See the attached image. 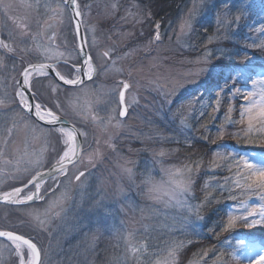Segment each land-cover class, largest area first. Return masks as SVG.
I'll return each instance as SVG.
<instances>
[{
	"label": "rangeland",
	"instance_id": "1",
	"mask_svg": "<svg viewBox=\"0 0 264 264\" xmlns=\"http://www.w3.org/2000/svg\"><path fill=\"white\" fill-rule=\"evenodd\" d=\"M77 1L95 76L79 88L58 86L55 92L53 79L33 75L31 82L40 98L36 102L43 101L79 130L81 156L63 176L42 185L43 199L20 207L0 205V230L30 238L40 251V264H247L237 238L264 239V224L246 225L240 217L264 205V188L242 165L238 169L237 161L243 157L264 165V132L259 130L264 118L258 106L246 111L250 101L244 98L252 92L250 100L258 105L264 91V0ZM157 24L159 41L154 39ZM243 29L248 49L230 50L229 36ZM0 40L12 49L0 47L4 193L50 167L68 147L64 133L42 127L24 113L16 96L22 69L58 63L61 73L73 78L79 74L73 67H79V58L70 15L60 0H0ZM232 44H238L237 38ZM221 52L232 55L220 59ZM123 82L130 87L125 93L128 113L121 119ZM236 88L240 93L233 95ZM220 89L219 111H213ZM125 168L132 169L131 177ZM186 168L193 170L187 173ZM176 169L181 171L174 178L191 179L190 191L177 197L183 205L150 193L152 185L145 182L151 177L171 189L169 174ZM80 172L84 175L76 180ZM221 194L234 201L228 217L237 222L229 231L239 235L228 232L214 246L199 244L185 254L187 240L199 234L209 203L205 197L211 201ZM197 205H203L202 219L189 210ZM253 218L259 216L249 220ZM181 242L184 246L175 251ZM22 249L29 264V252ZM19 263L12 244L0 241V264Z\"/></svg>",
	"mask_w": 264,
	"mask_h": 264
},
{
	"label": "snow or ice",
	"instance_id": "2",
	"mask_svg": "<svg viewBox=\"0 0 264 264\" xmlns=\"http://www.w3.org/2000/svg\"><path fill=\"white\" fill-rule=\"evenodd\" d=\"M37 2L39 3V0H37ZM65 2L70 3L71 5L75 6L77 16L81 14L79 11V5L76 3V0H65ZM235 20L238 21L239 17L237 16ZM159 27L160 25L157 24L156 25L157 31L154 37L156 41L160 40ZM189 27H190V24H189ZM0 47L7 49L8 51H12L9 45L4 43L2 40H0ZM260 47L264 48V44H261ZM81 51H83V49H81ZM85 55H87V53H85ZM103 55L108 56L109 52L105 51ZM208 55L211 56V53H209ZM231 55H232L231 53L221 52L219 58L223 59L225 56H231ZM83 64L86 65L87 68L89 69V71L84 73V75H86L87 78L91 80L92 75H93L92 57L88 56V58L83 61ZM73 67L75 68L76 73H79L81 71V69L78 67H75V65H73ZM50 71L54 72L55 77H58L59 80L63 81L65 85H79L83 83V81L79 78V76L68 78V75L62 74L61 71L58 70L55 64H43L42 63V64H39L38 66L30 65L28 68H25L23 70V81L22 83L18 82L17 84L19 91L16 92V96L19 97V104L23 107V109L27 110L29 114L34 115L36 118H38L39 121H44L46 124L55 126L59 122L60 117H58L56 113L52 111L50 108H47L44 105L43 101L35 102V101H38L40 98L38 95L35 94V92L32 91L36 87V85L33 84L30 79L31 74L33 72H38L41 76H44L51 81L53 77L49 75ZM201 71L210 72L211 69H202ZM58 86L59 85H53L52 91L55 92ZM234 86L235 85L233 84V87ZM129 87L130 85L127 82H123V90L119 91V105H120V110L118 113L119 117H125L128 113V107L125 105V91ZM224 87L228 88L227 80H225ZM223 91L224 89H220V91L216 93V97H217L216 107L213 109V111H219V104H220L219 97H220L221 92ZM26 93H29V95H26ZM238 93H240V89L236 88L233 95H236ZM253 95L254 94L252 92H249L244 96L245 100L250 101V106L246 111L251 112L252 108L258 106L259 107L258 114L260 117L264 118V91H262L260 94V101L258 105L255 102H252L250 100V98ZM3 103H5V101L0 100V104H3ZM56 107H59V105L57 104ZM231 112H232V107L229 106L228 113L226 114V119L230 118ZM244 116H245V112H241V122L243 121ZM252 119L253 117L251 116L248 117V120H249V126L247 129L248 133H251L253 131ZM230 122H234V121H230ZM259 123H260L259 130L261 132H264V119H261ZM116 126L119 127V123ZM56 130L57 129L55 128L53 129V131H56ZM58 131L60 133H66V130L62 127L59 128ZM66 134L69 136V140L65 141L68 147L63 151V155H61L59 160L56 161V164L52 166V171L58 172L61 174L66 172L67 170L66 165L68 163H74V157L77 156L75 135H73L72 133H66ZM224 134H225V131H224V126L222 124L220 129L218 130V135L220 138H222ZM203 138L205 140L208 139L207 136ZM212 142L215 143L214 140ZM109 146L114 147L112 145H109ZM219 147L220 146H218V148ZM159 154L163 156L164 152L161 151ZM232 159L235 160V157L233 156ZM91 160L92 158L90 156L89 157L90 163H91ZM237 165H238V169H239V166L241 165L243 166L244 169H247L250 176L258 177L260 181L258 186L261 188H264V165H259V166L254 165L250 163L247 158H243V157L239 161H237ZM192 170H193L192 168H186L184 171L187 173H191ZM124 171H126L129 174V177H131L133 174L131 168H125ZM180 171H181L180 169H176L175 172H170L169 174L170 183L171 185H173L171 189H165L163 188L162 185L153 183L151 177L146 178L145 182L152 185L151 188L149 189V192L154 193V194L163 193L165 195H168L171 199H175L178 205H183L184 201L178 199L177 197L178 195H184L188 191H190L191 179L190 177L186 179L174 178L177 173H180ZM237 174L239 175V170ZM83 175H84V172H80L79 175L75 176V179L80 180V177ZM44 183H45L44 174L38 172L35 176H33L30 180H28V182L24 184L23 187H16L11 192H4L3 194H0V200H4V201H7L13 204H21L25 202H32L34 200H41L44 198L41 194V187ZM29 185H31L32 188L27 193H24V190L29 188ZM248 187H251V185H248ZM153 198H158V195L154 196ZM205 202H209L207 196L205 197ZM202 206L203 205H197V206L191 207L189 210L195 212V214L199 217L200 208ZM255 216H259V219L253 218L249 220V217H255ZM199 218L202 219V217H199ZM240 219L246 225L255 226L257 224H264V205L253 207L252 210L248 212L246 216H241ZM236 222H237L236 217L229 216L227 219V222L221 225V230L228 231V230L233 229L236 226ZM0 237H6L8 240L13 241L14 243L23 241V243L27 245L28 249L30 250V255L32 257L30 264H36V262L39 260L40 253L37 250V246L36 244L32 243L30 240L24 239V237L20 235H14L13 232L11 231H0ZM183 246L184 245L181 242L178 245V247L175 249V251H178L179 248ZM17 247L19 248L18 243H17ZM236 247L241 250V253H240L241 256L247 257V264H264V239H261L259 241L250 242L246 239L240 238L237 241ZM131 251L135 253L138 251V249H136L133 246L131 248ZM170 255H174V252L170 253ZM207 255H208V252L204 251L203 256L206 257ZM236 258L238 259L239 257H236ZM216 261L217 262L220 261L219 256L216 257ZM21 264H23V261L21 262ZM117 264H120L119 260L117 261Z\"/></svg>",
	"mask_w": 264,
	"mask_h": 264
},
{
	"label": "water",
	"instance_id": "3",
	"mask_svg": "<svg viewBox=\"0 0 264 264\" xmlns=\"http://www.w3.org/2000/svg\"><path fill=\"white\" fill-rule=\"evenodd\" d=\"M62 2V4L67 8V10L69 11V14H70V18H71V23H72V28H73V32H74V35H75V39H76V45H77V53H78V58H79V67L81 69V71L79 72V78L83 81V83L79 84V85H65L63 83V81H60L58 77H55V73L54 72H51L49 73V75L51 77H53V80L54 82L63 87V88H67V89H74V88H78V87H81L82 85H84L85 83H87L88 81H90L86 75H84V73L88 72L89 69L87 68L86 65L83 64V61L85 59L88 58V56H90L89 54V50H88V47H87V44H86V39H85V35H84V29H83V24H82V16L81 14L79 16L76 15V8L75 6L71 5L70 3H66L65 0H60ZM76 3L78 4V1L76 0ZM79 5V4H78ZM79 11L81 13V10L79 8ZM81 49H83V51H81ZM85 53H87V55H85ZM42 64V63H41ZM43 64H47V63H43ZM31 65H39V64H31ZM30 65L26 66L25 68H28ZM24 68V69H25ZM23 69V70H24ZM23 70L21 71L20 75H19V79H18V82L19 83H22L23 81ZM34 73H38V72H33L32 74ZM92 73H95V66L92 62ZM31 74V75H32ZM92 77H94V75H92ZM31 78V77H30ZM123 90V89H122ZM19 91V89H18ZM26 95H29V93H26ZM23 108V107H22ZM23 111L31 118L33 119L36 123H38L39 125L43 126V127H46V128H55V129H59V128H64L66 130V133H72L73 135H75V142H76V148H77V156L74 157V163H68L66 165V169L68 170L69 167H71L73 164H75L80 156H81V153H82V150H83V139H82V135L80 134L79 130L71 123L69 122L68 120H66L65 118H62L60 117V120L59 122L57 123V125L53 126V125H49V124H46L44 121H39L38 118H36L34 115H31L27 112V110L23 109ZM121 118H124V117H121ZM56 163H54L53 165H55ZM51 165L50 167H48L46 170H43L39 173H42L44 174V180L47 181L48 179L56 176V175H60L61 173H58V172H54L52 171V166ZM66 170V172H67ZM65 172V173H66ZM63 173V174H65ZM35 176V175H34ZM27 183V182H26ZM25 183V184H26ZM24 185L20 186V187H23ZM32 187L31 185H29V188ZM27 188V189H29ZM25 189L24 192L27 190ZM12 191V190H11ZM11 191H8V192H11ZM3 194V193H2ZM34 201L32 202H25V203H21V204H13V203H10V202H7V201H4V200H0V204H3V205H9V206H25V205H29V204H32L34 203ZM14 235H18V234H15L13 233ZM1 240H5V241H8L10 243H14L13 241L11 240H8L6 237H0ZM24 239H27L24 237ZM29 240V239H27ZM31 241V240H30ZM32 242V241H31ZM19 244L21 246H24L28 249V246L25 245L23 243V241H19V242H16V244ZM33 243V242H32ZM38 250V249H37ZM29 253H30V250L28 249ZM39 251V250H38ZM32 260V257L30 255V261ZM40 262V256H39V260L36 262V264H39Z\"/></svg>",
	"mask_w": 264,
	"mask_h": 264
},
{
	"label": "trees",
	"instance_id": "4",
	"mask_svg": "<svg viewBox=\"0 0 264 264\" xmlns=\"http://www.w3.org/2000/svg\"><path fill=\"white\" fill-rule=\"evenodd\" d=\"M160 2H166L169 3L172 0H158ZM175 1V0H173ZM162 14H156V18L161 17ZM200 31L198 30V34L200 35ZM250 34V33H249ZM233 36H229V40L231 39V44H230V50H243V53L248 49L246 43L249 41L246 37L245 30L243 29L242 31H240L238 34H232ZM201 37V36H200ZM231 37V38H230ZM202 38V37H201ZM237 38V43L236 45L232 44V42H235V39ZM232 46H236L234 49H232ZM238 46H241L239 49ZM238 49V50H237ZM212 80H218V77L212 78ZM193 145V144H192ZM199 145H201L200 149H204V144L203 143H199ZM194 147V145L192 146ZM193 149V148H190ZM199 182L196 185V189H195V193L198 197H196L197 199L201 198V192L200 190L198 191L199 188ZM235 200V199H234ZM228 197H226L225 195H218L214 198L211 199V201H209V203L206 205L207 207H205L203 209V213H202V217H203V221L199 230V234L198 235H192L191 239L187 240V243L185 244V246L182 248L184 250L185 254H189L191 252V250H193L195 247H197L199 244H202V246H206V247H211L214 246L215 243L220 242V240L227 235V233L229 232V234L227 236L230 235L231 236H237L239 235L238 232L234 231H222L221 230V225L223 223H226L227 221V217H228V209H230V206L234 203V201L231 199L229 201L228 204ZM211 226V227H209ZM251 237L254 236L250 235ZM247 236L246 237H250ZM237 239H240V237H238ZM236 239V240H237ZM190 241V243H189Z\"/></svg>",
	"mask_w": 264,
	"mask_h": 264
},
{
	"label": "bare ground",
	"instance_id": "5",
	"mask_svg": "<svg viewBox=\"0 0 264 264\" xmlns=\"http://www.w3.org/2000/svg\"><path fill=\"white\" fill-rule=\"evenodd\" d=\"M35 76H41L39 73H35L34 74ZM65 135V137H66V140H69V136L66 134V133H64ZM14 244V248H15V250H16V252L18 253V255L20 256V261L22 262L23 261V264H25V261H24V259H23V257H22V255H21V252H22V247L19 245V248L17 247V244L16 243H13ZM20 262V263H21Z\"/></svg>",
	"mask_w": 264,
	"mask_h": 264
},
{
	"label": "flooded vegetation",
	"instance_id": "6",
	"mask_svg": "<svg viewBox=\"0 0 264 264\" xmlns=\"http://www.w3.org/2000/svg\"><path fill=\"white\" fill-rule=\"evenodd\" d=\"M59 65V64H58ZM58 65L56 66L58 68ZM25 67V66H24ZM59 70V69H58ZM53 179V178H52Z\"/></svg>",
	"mask_w": 264,
	"mask_h": 264
}]
</instances>
